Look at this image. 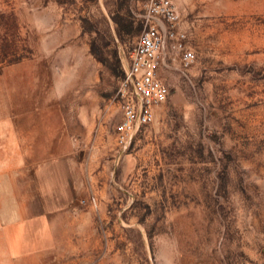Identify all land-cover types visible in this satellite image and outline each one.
Here are the masks:
<instances>
[{
  "label": "rangeland",
  "instance_id": "1",
  "mask_svg": "<svg viewBox=\"0 0 264 264\" xmlns=\"http://www.w3.org/2000/svg\"><path fill=\"white\" fill-rule=\"evenodd\" d=\"M150 1L0 0V264H264V0H173L195 58L121 142Z\"/></svg>",
  "mask_w": 264,
  "mask_h": 264
},
{
  "label": "built area",
  "instance_id": "2",
  "mask_svg": "<svg viewBox=\"0 0 264 264\" xmlns=\"http://www.w3.org/2000/svg\"><path fill=\"white\" fill-rule=\"evenodd\" d=\"M180 13L173 0H151L145 13V28L130 52V63L121 89V119L116 129L121 142L131 139L140 126L154 118V106L165 101L170 84L162 70L172 67L175 56L180 63L190 64L194 51L181 29Z\"/></svg>",
  "mask_w": 264,
  "mask_h": 264
},
{
  "label": "crops",
  "instance_id": "3",
  "mask_svg": "<svg viewBox=\"0 0 264 264\" xmlns=\"http://www.w3.org/2000/svg\"><path fill=\"white\" fill-rule=\"evenodd\" d=\"M66 158H68V160L65 161V164L70 165L69 168H71V166L75 167L74 160L71 154L69 155L67 154ZM69 175L66 173L65 183H62V180L59 178H57V180L54 178V181H56V183L52 185V187H48L43 190V186H41V189L43 190L41 192V195H43L45 199L54 198L55 200L60 201L59 202L60 205H69L70 201L74 196L75 193L74 189L76 184V177L72 178L71 173H69ZM37 176L40 177L39 174ZM34 194L35 193L33 192V190H32V195L31 192L29 193V195L33 197L35 196Z\"/></svg>",
  "mask_w": 264,
  "mask_h": 264
}]
</instances>
